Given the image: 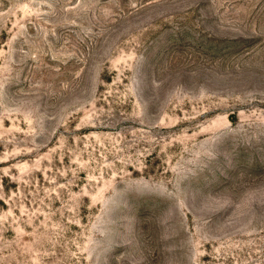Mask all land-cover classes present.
<instances>
[{"label": "rangeland", "instance_id": "obj_1", "mask_svg": "<svg viewBox=\"0 0 264 264\" xmlns=\"http://www.w3.org/2000/svg\"><path fill=\"white\" fill-rule=\"evenodd\" d=\"M0 264H264V0H0Z\"/></svg>", "mask_w": 264, "mask_h": 264}]
</instances>
